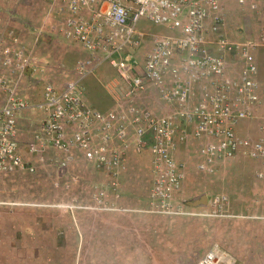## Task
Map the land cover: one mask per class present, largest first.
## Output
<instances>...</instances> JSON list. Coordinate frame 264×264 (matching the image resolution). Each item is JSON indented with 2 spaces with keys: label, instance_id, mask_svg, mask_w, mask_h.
<instances>
[{
  "label": "rangeland",
  "instance_id": "374dc122",
  "mask_svg": "<svg viewBox=\"0 0 264 264\" xmlns=\"http://www.w3.org/2000/svg\"><path fill=\"white\" fill-rule=\"evenodd\" d=\"M49 8V0H0V74L10 73L19 93L33 104L45 100L49 83L64 88L81 79L82 95L90 104L88 99H99L107 84L102 75L94 76L97 70L81 78L77 64L87 53L79 42L64 37L61 27L65 16L49 14ZM233 10L224 26L230 40L243 42L263 34L259 29L256 35H245L244 27L236 25L240 12ZM147 24L145 30L149 34L170 32L166 26L149 21ZM13 49L32 59L20 76L4 63ZM144 53L135 54L141 64ZM257 56L264 58V43ZM104 65L110 76L123 82L115 67ZM238 73L239 65L235 63L229 74L236 77ZM94 77L96 80H92ZM123 93L115 99L116 105L127 100V89ZM2 99L0 95V102ZM136 104L141 107L139 101ZM259 108L257 120L264 121V100ZM27 115L35 125L26 119L20 123L24 145L44 119L40 109ZM128 131L131 140L127 142L121 168L127 167L130 155L136 156L138 151L150 149L151 154L146 156L151 171L136 173L143 177L133 181L129 190L122 187L121 171L117 186L112 187L111 178L96 167L95 158L84 149L73 150L72 163L58 168L52 161L56 153L52 148L38 154L24 148V166L0 176V264H198L215 245L225 253L221 264H235V260L237 264H264V169L260 171L263 176L258 175L259 185L247 184L253 172L243 170L236 174L231 160L216 161L203 169L199 168L201 162L192 164L193 173L186 176L182 168L186 164L175 155L177 149L173 156L184 176L179 189L171 193L169 211L162 213L161 200L153 195L157 185L155 153L149 146L132 141L134 131ZM143 161L134 159L133 163L142 170ZM221 163L226 164L224 168ZM261 163L264 165V161ZM184 190L193 193L190 202L202 195L209 196V200L205 203L202 199L199 205L205 206L194 210L187 200L176 201L180 198L176 193ZM219 193L230 198L225 214L204 215L212 210L210 200ZM136 206H143L142 210L137 212ZM143 211L154 213L149 212L153 216L146 217Z\"/></svg>",
  "mask_w": 264,
  "mask_h": 264
},
{
  "label": "built area",
  "instance_id": "2783aa9c",
  "mask_svg": "<svg viewBox=\"0 0 264 264\" xmlns=\"http://www.w3.org/2000/svg\"><path fill=\"white\" fill-rule=\"evenodd\" d=\"M255 1L251 2L254 7ZM247 2L239 0L240 4ZM49 5V14L65 16L64 37L79 42L87 53L77 64L81 78L110 64L128 86L127 100L102 111L85 101L79 79L64 88L49 83L45 100L33 104L19 93L10 73L0 74V176L24 166L26 146L27 152L34 154L52 148L56 152L52 161L58 168L72 163L73 150L84 149L95 158L96 167L111 178L110 185L117 186L131 128L132 141L155 153L157 185L153 195L161 200L159 212L166 213L171 193L179 189L184 176L173 153L191 136L200 143L201 169L241 155L264 161V138L253 139L238 131L242 122L258 117L264 100L256 58L264 35L243 42L230 40L224 33L223 0H49ZM142 20L174 32L155 36L141 64L127 58L125 51L144 43ZM31 62L30 56L14 49L4 61L19 76ZM232 63L239 65L236 77L229 75ZM197 85L200 100L190 105ZM148 87L154 88L166 105L177 108L155 114L139 107L136 97ZM36 109L44 119L24 145L20 123L26 119L35 125L27 114ZM229 204L227 194H216L210 200L212 210L204 215H223ZM170 212L178 214L179 210ZM224 258L225 253L215 245L198 264H221Z\"/></svg>",
  "mask_w": 264,
  "mask_h": 264
},
{
  "label": "crops",
  "instance_id": "0c3cea01",
  "mask_svg": "<svg viewBox=\"0 0 264 264\" xmlns=\"http://www.w3.org/2000/svg\"><path fill=\"white\" fill-rule=\"evenodd\" d=\"M251 2H252V0H248L247 4H240L239 0H223V6H224V12H225V24H226V18L228 16V13H230V14L233 13L234 12L233 9H235V10H238L240 12V15H241V17L237 20L236 25L239 24L240 26L244 27L243 33H245V35H247V36L256 35L257 31L259 29H262V31H263L262 35H264V0L255 1V3H257L255 7L251 5ZM147 23H148V21L142 20L141 24H140V29L143 30L146 34L145 41H144V44L142 45V47L141 48L140 47L130 48V49L125 51V55L129 59H132V58L136 59L135 54L139 55V54H142L144 52H145L144 53V56H145L146 52L149 51L153 47L154 37L157 35L149 34L147 32V30H145V26L148 25ZM230 24H231V20H230ZM236 25H234V26H236ZM168 29L170 30L169 33L167 30H165L164 33H162V34H171L174 32L170 28H168ZM224 30H225V28H224ZM224 33H225V31H224ZM249 33H251V34H249ZM162 34H158V35H162ZM249 39H254V38H247L246 40H249ZM235 42H238V41H235ZM256 58H257L258 65H259V80L261 81V83L263 85L264 84V58L261 56H257V53H256ZM232 65H233V63L230 66H232ZM107 70H108V68L104 65L101 68L97 69L96 73H94L95 77L96 76L99 77L102 75L103 79L105 80L104 82L107 84L105 87L106 90L102 91L103 94H100L99 99H90V100L88 99L90 104L94 105L96 108H98L102 111H105V112L110 111L113 108H116L117 105L115 104V99H119L120 96H124L125 94L123 93V91L128 89V86L124 81L123 82H121V81L117 82L115 77H112L113 75L110 76L107 73ZM95 77L92 80H96ZM107 91H109V92H107ZM155 92H156V90L152 87H148L147 89L140 91L136 97V99H138L137 102L139 101L140 106L143 107L144 109L146 108L151 113H155V114L156 113H159V114L167 113L170 109H172V106H168L164 102H162L161 99L158 97V95L156 96ZM194 92H195V95H194V97H192L190 99V102H189L190 105H196L200 100V88L198 87V85L194 87ZM100 98H102V100ZM173 107L175 109V108H177V105L173 106ZM179 107H180V105H179ZM263 122H264L263 119L262 120L261 119L260 120L254 119L253 121L243 122L239 126V131L241 134L249 135L253 139L264 138V136H262V134L264 132L261 130ZM181 128H182V126L179 123V131ZM199 148H200L199 141L196 140L192 136L190 137L188 143H185V144H184V142L179 143V147H178V150L175 152V155L178 157V159H180V161L183 160L185 162L186 168H184L185 166L182 168L185 169L184 173L186 176L187 175L189 176V174L192 175V173H193L192 170L194 168H192L191 165L192 164L197 165L203 159L201 154H200ZM147 154H149L148 156H151L150 149H149V151L148 150L143 151V152L138 151L136 156L130 155L129 163H128L127 167L124 166L120 169L121 175H122L121 181H122V187L123 188H127V190H129L128 188L132 189L133 185L131 186V183L133 181H137V178L139 179L140 177H143V175L136 174V173H139V172L145 171V170L147 171L148 169L151 171V167H149L151 165L150 160L146 159ZM134 159L135 160L136 159L137 160L144 159V161H143L144 167L142 168V170L139 168V166H137L135 163H133ZM229 162L232 163V167H234V171L236 174L239 172H242L243 170L246 172H253L254 176L252 178H250L251 182H249V180L247 181V184L259 185L258 184L259 183L258 174L260 173V171H263V169H264V165L261 163L263 161L254 160L252 158H249L246 155L245 156L241 155V156H238L235 160L232 159ZM225 165L226 164L221 163V167L224 168ZM131 171L134 174H132ZM226 176L227 175H225V177ZM176 195L180 196L179 199H178V197L176 198V201H180V200L186 201L187 200L186 202H187L188 206L193 208L194 210L199 209V208L201 209V205L205 206L206 201L209 200V198H208L209 196L202 195L199 199L196 198L197 200L195 199V202H190L189 199L192 198L193 193L191 191L189 192L187 190H184L183 193L177 192ZM257 198H259V196ZM202 199H203V201L205 200V203L199 205L200 203H202L201 202ZM144 205L145 204H143V206ZM134 206H135V204H134ZM143 206H136L137 209H135V210L137 212H139L142 210L141 208ZM144 207H146V205ZM143 212L145 213L144 216H146V217H152L153 214H150V213H154L153 211H149L150 213L148 211H143ZM146 212H148V213H146ZM235 264H237V260H235ZM238 264H246V261H240Z\"/></svg>",
  "mask_w": 264,
  "mask_h": 264
},
{
  "label": "clouds",
  "instance_id": "9594fccd",
  "mask_svg": "<svg viewBox=\"0 0 264 264\" xmlns=\"http://www.w3.org/2000/svg\"><path fill=\"white\" fill-rule=\"evenodd\" d=\"M249 40H250V39H249ZM256 53H257V52H256ZM229 75H230V74H229ZM260 82H261V81H260ZM261 84H262V83H261ZM263 88H264V86H263ZM263 93H264V89H263ZM262 102H263V101H262ZM172 108H174V107H172ZM259 109H260V108L258 107V111H257V112H258V117H257L255 120H257V119L259 118ZM170 110H171V109H170ZM251 121H253V120H251ZM244 122H249V121H244ZM242 123H243V122H242ZM242 123H241V124H242ZM263 126H264V124L262 125V127H263ZM262 127H261V130H262ZM238 131H239V130H238ZM239 133H240V131H239ZM240 134H241V133H240ZM241 135H245V134H241ZM177 149H178V148H177ZM177 149H176V150H177ZM173 154H174V153H173ZM234 159H235V158H234ZM202 160H203V159H202ZM231 160H232V159H231ZM201 162H202V161H201ZM217 162H219V161H217ZM181 172H182V170H181ZM182 173H183V172H182Z\"/></svg>",
  "mask_w": 264,
  "mask_h": 264
}]
</instances>
